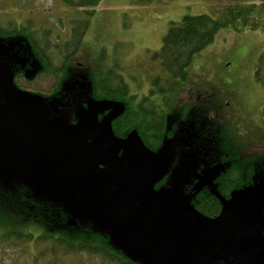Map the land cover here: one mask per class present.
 Returning <instances> with one entry per match:
<instances>
[{
    "label": "flooded vegetation",
    "instance_id": "1",
    "mask_svg": "<svg viewBox=\"0 0 264 264\" xmlns=\"http://www.w3.org/2000/svg\"><path fill=\"white\" fill-rule=\"evenodd\" d=\"M1 17L0 213L16 217L8 226L0 221V233L22 229L17 223L25 222L33 237L0 242L46 246L49 240L35 238L41 231L91 230L118 256L90 254L110 264L123 259L141 264L147 219L165 217L178 232L243 205L237 188L242 178L252 180L257 173L255 153L249 151L246 161L241 156L252 143L251 120L245 113L222 117L205 110L210 94L204 80L186 85L175 104L180 109L154 113L160 121L153 124L141 111L149 88L130 94L129 74L124 80L95 61L83 46L85 38L76 43L77 23L60 40L29 18ZM222 132L233 142L227 145ZM180 250L181 261L189 263L195 250L183 240ZM217 257L244 264L219 243L211 262Z\"/></svg>",
    "mask_w": 264,
    "mask_h": 264
},
{
    "label": "rangeland",
    "instance_id": "2",
    "mask_svg": "<svg viewBox=\"0 0 264 264\" xmlns=\"http://www.w3.org/2000/svg\"><path fill=\"white\" fill-rule=\"evenodd\" d=\"M237 1L247 2L102 0L90 17L86 10L91 8L75 9L63 0H0V15L3 16V21H8L7 15L14 13L15 17L18 16L17 20L29 18L30 21L41 25L42 30H53V37L60 40L69 38L71 22L77 23V26L83 29L86 20L90 18L91 26L85 35L86 44L83 46L91 55L94 54L95 61L108 64V70H112L114 75L126 77L129 74L134 79L130 94H140L141 83H148L149 75L155 74L157 70L159 72L160 65L153 59V54L161 49L172 21H178L184 15L208 14L216 18L226 6ZM255 2L257 7L253 16L260 19L258 26H248L241 31L232 28L221 29L215 41L195 55L189 71L192 78L190 83L204 80L209 86V94L217 92L212 99L216 105L221 106L217 110L221 111L224 117L243 113L249 116L253 128L251 138L253 141L257 140L258 154L264 158V69L261 80L256 79L259 58L264 51V1ZM22 14H27V17H22ZM78 17L79 20L75 22L74 18ZM4 24L7 25L8 22ZM74 30L78 32V28ZM97 52L100 53L98 56L95 54ZM232 126H235L234 121ZM260 182L257 186L258 193L264 194V174L260 177ZM259 198L264 204V197ZM35 255L40 257L36 258ZM144 257L149 263L147 253H144ZM0 264L110 263L87 252L65 253L62 250L55 256L49 245H9L1 241ZM211 264L236 263L217 257L213 258Z\"/></svg>",
    "mask_w": 264,
    "mask_h": 264
},
{
    "label": "trees",
    "instance_id": "3",
    "mask_svg": "<svg viewBox=\"0 0 264 264\" xmlns=\"http://www.w3.org/2000/svg\"><path fill=\"white\" fill-rule=\"evenodd\" d=\"M67 5L73 7L75 9L84 8L90 10H86L87 15L90 17L95 13L96 7L100 4L102 0H63ZM246 3H241L237 1L234 4H230L224 8V11L219 17L213 18L208 14H200V15H184L178 21H172L171 27L168 33L165 35L163 39L162 47L159 51L153 54V59L158 61L160 65L159 72L155 74L149 75V82L141 83V90L143 87H148L147 91L148 96L146 98V94H143L144 97L141 98V111H145V117H153L152 123L157 124L156 122L160 121V118L157 114H154L159 111H171L180 108H176L175 104L179 101V97L183 94V90L188 83L192 82L191 73L189 71V67L193 62L195 55L210 44H212L219 31L223 28H232L234 30H243L248 26L252 28H256L260 19H256L253 16V12L257 7L256 0H245ZM255 3H252V2ZM264 1V0H261ZM264 8V6H262ZM90 19V18H89ZM83 24V23H82ZM85 26L83 29L78 30V36H75L76 43L83 44V39L86 35ZM75 35V34H74ZM80 35V36H79ZM86 40H84L85 42ZM264 69V51L260 55L259 65L256 71V79L261 80V74ZM217 92H210L209 99V107L205 110H209L211 112H220L217 109L221 108V106L216 105L215 101L212 99V96H215ZM142 94V93H141ZM120 95V94H119ZM125 95V94H124ZM120 98H125L120 96ZM128 104L130 101L125 99ZM168 104V105H167ZM169 106H172L171 108ZM148 111V112H147ZM223 114V113H221ZM224 117V116H222ZM249 117V116H247ZM142 122V121H141ZM214 128V127H213ZM215 129V128H214ZM216 130V129H215ZM210 132H212L210 130ZM225 134L222 132L220 137ZM252 135V134H251ZM250 135V137H251ZM225 136V142L227 139V135ZM167 137V136H166ZM227 142H233L232 140H228ZM226 142V144H227ZM235 142V141H234ZM257 140L253 141L250 145L254 146V148H249L247 153L242 154V161H246L249 158V151L255 153V158L257 159V173L255 178H242L240 182L238 190L241 192L254 190L257 191V196L259 197V190L257 186L260 182V177L264 174V158L258 154L257 150ZM224 144V141L222 140ZM228 145V144H227ZM234 151V150H233ZM239 157L234 156V158ZM264 192V191H263ZM264 197V195H263ZM1 210V209H0ZM15 216L11 214L4 215L0 213V221L1 224L7 223L9 225V221L11 218H15ZM17 222V220H13V222ZM18 225L23 226L22 229L20 227L15 228V230H7L0 233V239L2 238H32L33 233L31 232L28 224L25 222H18ZM28 229V230H27ZM36 230V228H35ZM263 240H264V225L261 228ZM39 240H49V248L51 252L58 256L60 252L63 250L65 253H101L106 255L107 257H116L118 254L112 251H108L107 246H103L100 243L104 238L92 232L91 230H48L41 231L39 235L35 237ZM82 240H91L96 245H84L78 243V241ZM112 259V258H111ZM141 264H149L145 259H141ZM120 264H136L129 260H120Z\"/></svg>",
    "mask_w": 264,
    "mask_h": 264
},
{
    "label": "water",
    "instance_id": "4",
    "mask_svg": "<svg viewBox=\"0 0 264 264\" xmlns=\"http://www.w3.org/2000/svg\"><path fill=\"white\" fill-rule=\"evenodd\" d=\"M145 190L141 179V199L146 194ZM241 194L243 205L229 207L217 219L204 222L199 227L183 228L177 232L165 217L147 219L141 227V241L149 264H152L151 257L166 264H211V255L218 243L224 253L244 264H264V240L261 235L264 204L257 191ZM263 195L259 193V196ZM181 240L195 250L189 263L181 261Z\"/></svg>",
    "mask_w": 264,
    "mask_h": 264
}]
</instances>
